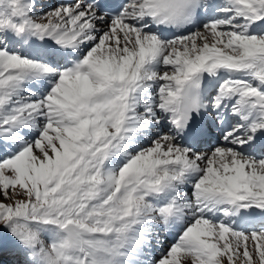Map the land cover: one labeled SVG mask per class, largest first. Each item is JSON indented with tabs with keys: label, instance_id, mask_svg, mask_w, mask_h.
<instances>
[{
	"label": "snow or ice",
	"instance_id": "6c2138e0",
	"mask_svg": "<svg viewBox=\"0 0 264 264\" xmlns=\"http://www.w3.org/2000/svg\"><path fill=\"white\" fill-rule=\"evenodd\" d=\"M0 264H264V0H0Z\"/></svg>",
	"mask_w": 264,
	"mask_h": 264
},
{
	"label": "bare ground",
	"instance_id": "6f19581e",
	"mask_svg": "<svg viewBox=\"0 0 264 264\" xmlns=\"http://www.w3.org/2000/svg\"><path fill=\"white\" fill-rule=\"evenodd\" d=\"M52 2H55V0H51ZM165 241H167V243L163 244V248H167L169 246V244L172 242V238L169 236ZM162 250V249H158L156 252H155V255L156 256H159V251Z\"/></svg>",
	"mask_w": 264,
	"mask_h": 264
},
{
	"label": "rangeland",
	"instance_id": "374dc122",
	"mask_svg": "<svg viewBox=\"0 0 264 264\" xmlns=\"http://www.w3.org/2000/svg\"><path fill=\"white\" fill-rule=\"evenodd\" d=\"M50 0H45V2H49ZM167 243V241H164L163 244ZM162 250L159 251V255L161 254Z\"/></svg>",
	"mask_w": 264,
	"mask_h": 264
}]
</instances>
